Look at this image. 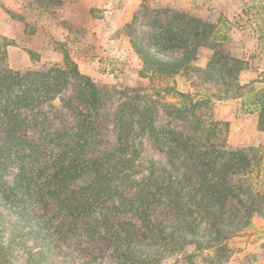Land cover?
Returning <instances> with one entry per match:
<instances>
[{
  "label": "rangeland",
  "instance_id": "rangeland-1",
  "mask_svg": "<svg viewBox=\"0 0 264 264\" xmlns=\"http://www.w3.org/2000/svg\"><path fill=\"white\" fill-rule=\"evenodd\" d=\"M167 29L187 46L158 49ZM1 43L13 71L68 59L92 88L65 78L18 108L24 144L0 152V262L117 264L118 249L160 264H264V137L237 102L264 89V0H0ZM186 50L188 72L159 73L156 60ZM190 100L207 103L182 114ZM6 137L0 125V145ZM86 160L107 177L55 183L60 166ZM20 166L33 188L23 200L12 190ZM168 181L170 193H156ZM98 198L86 234L67 212Z\"/></svg>",
  "mask_w": 264,
  "mask_h": 264
},
{
  "label": "trees",
  "instance_id": "trees-1",
  "mask_svg": "<svg viewBox=\"0 0 264 264\" xmlns=\"http://www.w3.org/2000/svg\"><path fill=\"white\" fill-rule=\"evenodd\" d=\"M212 29V27H211ZM207 31L204 30L202 33L206 35ZM212 33V32H210ZM156 37H163L162 40H158L156 47L160 50L168 51L173 48H176L177 43L180 46L186 47L187 45L183 40H181V35L174 34L173 32L169 31L168 29L158 34ZM177 39V40H176ZM209 45L214 43V45H218L217 41L220 38L214 32L212 33V38L210 39ZM202 43L201 41L198 42V46ZM144 54L148 53L144 52ZM193 55L192 50H186V54L182 56V58L174 60L172 62H160L158 60L157 64L160 66L161 72L160 74H165L168 76L177 75L180 72H188L189 65L191 58ZM227 57H223L225 59ZM7 53L4 44H0V125L4 126L6 131L7 137L6 140L2 145H0V152H4L6 150H13V148L18 144H24L20 137L16 136L15 134L21 132L22 135H25L26 126L21 120H18L17 111L18 108L27 104H33L37 102L44 101L51 90H54L55 87L61 85V80L65 78H74L79 79L82 82V89L84 88H92L88 79L84 78L79 74L77 71L76 66L65 59L66 62L64 63L63 67H53L51 69L45 71H34V72H18L13 71L7 66ZM221 60V59H219ZM221 62V61H220ZM238 63V61H235ZM212 62H209V66ZM241 71V68L237 69ZM243 86H240V88ZM90 92H93L91 90ZM167 93H172V97L177 99H184L186 100L187 96L180 92H176L173 88H166ZM256 101L258 104V119H257V130L264 134V95L256 96ZM185 102V101H184ZM189 102V103H188ZM190 108L184 106L182 108V114L186 112L192 111L194 109L200 108L202 105L207 103V100L198 101L192 103V101H188ZM187 105V104H186ZM79 114H82L79 112ZM85 122V120H83ZM211 134V131H209ZM82 137V134L80 135ZM245 160L246 158H242ZM233 165L234 163L230 161ZM23 166H20V172L15 177L13 182L12 190L15 192L20 193V198L18 200H23L24 198L28 197L31 198L33 195V188H31V179L27 178L23 174ZM76 171L81 173L82 171H93L96 175L97 180H101L107 177V173L101 169V166L98 162L86 160L83 163H72L71 165L65 167L60 166L59 169L54 174L55 183L60 186L61 182L68 181L71 179V176L74 177ZM52 179V177H51ZM53 180V179H52ZM172 182L168 181V184L161 186L156 190V193L163 195L164 193H170L172 189ZM61 188L59 189V194H61ZM156 199L155 194L153 197V201ZM99 200L94 199L86 202H79L76 205H70L68 209V214L72 216V222L78 224L80 228L86 231L92 230V225H90L87 220L86 216L92 215V211L95 210L93 204ZM93 205V206H92ZM100 206L107 207L106 210H112L113 206H105L100 204ZM93 207V208H92ZM99 207V206H97ZM131 208H135L132 207ZM122 208H120L121 210ZM135 210L139 211L140 215H145V210H139V208H135ZM197 215L200 216L202 221H210L212 223L215 221V217L206 209V207L200 206L197 210ZM115 259L117 264H160L161 261L157 256H146V257H135L133 254L122 252L118 249L115 251ZM1 264H9L5 260L0 262Z\"/></svg>",
  "mask_w": 264,
  "mask_h": 264
},
{
  "label": "crops",
  "instance_id": "crops-1",
  "mask_svg": "<svg viewBox=\"0 0 264 264\" xmlns=\"http://www.w3.org/2000/svg\"><path fill=\"white\" fill-rule=\"evenodd\" d=\"M229 14H232V12H230L229 10H227V11L225 10L224 15H229ZM225 40L230 41V39L228 37L225 38ZM241 40H244V38L242 36H241ZM240 76L243 80L241 82L242 84H240V85L244 86V85L248 84L247 79H250L252 74L246 70V71H243ZM261 94L264 95V89L257 91V92H254L253 94H249L248 96L243 97L241 99H238V101H237V102H239V105H240L239 107L243 108L244 113H246V117L248 118V122L252 126V130H253L254 134L257 135V137L261 136V135L264 137V134L257 130L258 104H256L257 103L256 96L261 95ZM228 109H229V107H228ZM221 119L229 120V121L233 120V119L231 120L230 118H226V119L221 118ZM243 138L244 137H242L241 139H243ZM245 146H248V144L246 143L245 145L240 146V147H245Z\"/></svg>",
  "mask_w": 264,
  "mask_h": 264
}]
</instances>
